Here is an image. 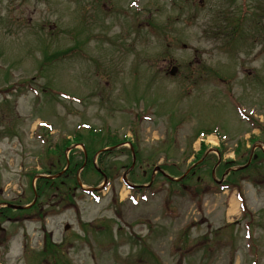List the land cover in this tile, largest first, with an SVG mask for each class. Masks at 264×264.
Masks as SVG:
<instances>
[{
    "label": "rangeland",
    "instance_id": "1",
    "mask_svg": "<svg viewBox=\"0 0 264 264\" xmlns=\"http://www.w3.org/2000/svg\"><path fill=\"white\" fill-rule=\"evenodd\" d=\"M237 26L239 37L229 30ZM262 35L264 0H0V184L7 198L28 182L25 169L45 164L46 151L63 147L65 135L82 121L96 129L107 120L119 130L114 139L129 132V122L140 149L173 135L163 145L171 155L163 163L173 174L193 161L200 131L217 134L222 162L244 164L252 151L260 154L251 142L264 140ZM69 47L73 58L42 64L45 54ZM171 64L178 66L174 76L167 72ZM36 93L41 100L31 107ZM59 93L70 101L52 102ZM6 99L13 114L4 111ZM112 102L145 116L111 115ZM35 119L45 121L36 132ZM48 122L53 135L42 136ZM162 152L131 179L143 182ZM80 154L77 148L70 155L75 161ZM48 155L63 167L53 148ZM253 159L244 172L227 176V194L203 166L197 172L205 178L196 180L195 172L183 189L156 175L142 199L121 179L128 158L110 154L103 160L116 176L109 185L93 196L68 191L71 201L51 186L48 213L24 222L22 230L14 226L0 260L64 264V255L69 264H264V156ZM91 172L83 181L101 183Z\"/></svg>",
    "mask_w": 264,
    "mask_h": 264
},
{
    "label": "trees",
    "instance_id": "2",
    "mask_svg": "<svg viewBox=\"0 0 264 264\" xmlns=\"http://www.w3.org/2000/svg\"><path fill=\"white\" fill-rule=\"evenodd\" d=\"M253 22L256 24V20H254ZM71 50H72V48H71ZM68 52L69 51L67 49L65 52L64 51L60 52V50H59V51H55V52L50 53V54H45L43 56L42 60H41L42 64L45 65V66H49V65H51V60L50 59H61L63 56L67 57L68 56ZM16 90L18 91V89H16ZM9 109H10V107L7 105L6 109H4V111L9 110ZM207 131H209V130H207ZM58 264H60V263H58Z\"/></svg>",
    "mask_w": 264,
    "mask_h": 264
},
{
    "label": "flooded vegetation",
    "instance_id": "3",
    "mask_svg": "<svg viewBox=\"0 0 264 264\" xmlns=\"http://www.w3.org/2000/svg\"><path fill=\"white\" fill-rule=\"evenodd\" d=\"M1 204H2V203H1V201H0V222H2L3 219H4L5 216H6L5 211H4V209H2L3 207H2ZM6 218H7V217H6Z\"/></svg>",
    "mask_w": 264,
    "mask_h": 264
},
{
    "label": "water",
    "instance_id": "4",
    "mask_svg": "<svg viewBox=\"0 0 264 264\" xmlns=\"http://www.w3.org/2000/svg\"><path fill=\"white\" fill-rule=\"evenodd\" d=\"M175 69V68H174ZM174 69L171 71L172 73L174 72Z\"/></svg>",
    "mask_w": 264,
    "mask_h": 264
}]
</instances>
